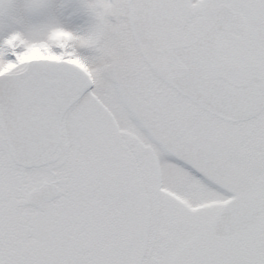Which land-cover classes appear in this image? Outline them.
<instances>
[{"label": "snow or ice", "instance_id": "6c2138e0", "mask_svg": "<svg viewBox=\"0 0 264 264\" xmlns=\"http://www.w3.org/2000/svg\"><path fill=\"white\" fill-rule=\"evenodd\" d=\"M0 264H264V0H0Z\"/></svg>", "mask_w": 264, "mask_h": 264}]
</instances>
